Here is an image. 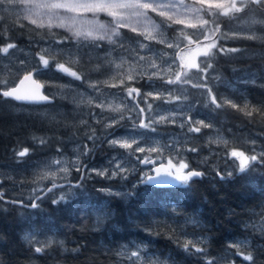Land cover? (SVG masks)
Instances as JSON below:
<instances>
[{
	"label": "trees",
	"instance_id": "obj_1",
	"mask_svg": "<svg viewBox=\"0 0 264 264\" xmlns=\"http://www.w3.org/2000/svg\"><path fill=\"white\" fill-rule=\"evenodd\" d=\"M249 6L241 13H230L217 21L220 25L223 23V33L231 37L233 32L229 27L233 19H259L261 24L256 29L263 36L254 40L238 36L219 40L220 47L244 50L231 55L218 53L213 57V70L225 79L226 85L211 84L208 88L222 107L217 108L211 100L205 103L203 93L195 95L198 97L197 119L220 128L227 135L240 136L246 144V153L251 152L248 146L264 149V7ZM158 21L169 31V41L175 40L177 29ZM125 35L131 37L129 33ZM65 39L60 30L38 29L0 12V46L15 43L13 50L25 54ZM149 43L171 57L184 48L173 50L162 43ZM49 58L52 64L63 62L57 56ZM34 78L43 85V93L50 97L55 86L65 79L72 80L49 67ZM17 80L8 79L7 86L0 85V92L14 86ZM143 84L133 82L136 87ZM67 96V93L65 96L57 94L51 104H19L0 96V192L4 194L0 200L2 264H130L117 253L127 247L130 256L136 246L147 249L150 255L155 253L164 264H206L205 259H197L200 254L185 253L176 244L177 238L181 244L185 239L202 238L209 257L226 258L221 259V264H252L243 258L248 251H253L255 264H264V235L244 227L245 223L264 227V164L257 162H250V170L232 171L228 176L229 172L212 169L208 163L211 160L205 164L190 160L191 168L205 172V176L194 179L190 187L182 191H176L173 185L141 184V178L136 175L128 179H106L90 174L79 181L73 173L56 183L64 184L63 191H68L69 183L80 182L81 188L72 189L75 195L54 205L52 199L61 192L56 189L38 201L39 208H31L34 196L29 192L34 187L30 185L34 184L18 181L16 173L42 159L69 155L73 147L82 143L90 144L86 129L71 120ZM225 100H231L238 107L224 104ZM248 111L252 112L251 116L246 115ZM94 130L99 134L98 127ZM201 132L205 129L201 128ZM39 138L46 139L47 143L40 144ZM96 143L98 147L93 149L92 146L93 150L81 164L89 171L103 161L101 155L106 150L99 146L100 141ZM24 148L29 149L28 155L18 157L16 153ZM237 148L243 149L241 145ZM217 171L225 176L223 180L216 175ZM51 185L45 182L42 187ZM107 188L131 195L116 196L101 191ZM12 201H23V204ZM98 217L106 219L98 222ZM189 218L198 219L200 226L188 223ZM28 233L34 234L32 245L24 239ZM48 240L60 243L46 248L42 254L35 253L34 247L39 246L36 242L43 244ZM237 242L243 254H237L236 247L229 248V244Z\"/></svg>",
	"mask_w": 264,
	"mask_h": 264
},
{
	"label": "rangeland",
	"instance_id": "obj_2",
	"mask_svg": "<svg viewBox=\"0 0 264 264\" xmlns=\"http://www.w3.org/2000/svg\"><path fill=\"white\" fill-rule=\"evenodd\" d=\"M36 2L42 3H51L53 0H36ZM180 0H176V3H179ZM213 3H224L225 7L228 6L229 0H212ZM185 4H194L195 0H184ZM237 4L239 6L240 0H237ZM195 7L200 8H207L208 4L200 5L195 4ZM213 11L217 12L216 20L219 21L220 18L227 17L219 15V12L223 11V9ZM0 12L3 14L16 18L26 23L37 27L36 25L30 23V19H36L39 22H43L45 25L49 23L48 20V10L47 9H35V15L25 18L24 14V5L20 3H16L13 7L9 8L7 6L0 8ZM174 14H176V19L183 21L179 24H172L171 28H174L177 31L179 29L184 30V34L188 36L187 39L183 38L181 33H177L175 38H181L183 43L181 46H186L187 50H181L178 54H175V57L171 55L165 56L164 52L160 50L158 47L150 44L149 42L158 43L157 40L159 39H168L170 40V33L169 31L159 23L158 20L168 24L171 21H164L157 13L151 12L149 13L150 17L152 18V23L150 25L151 35L155 37V39L147 40L144 38L143 35L138 36L136 33L130 31L128 28H121L119 31L124 39L125 45H129V42L140 40L144 44L148 45L151 51L140 50L138 46H136V51L134 53L124 52L118 45L110 44L107 40L99 41L101 47L94 49L91 45L90 41L79 40L74 36V31H69L67 27H52L51 29L60 30L64 34L65 39L63 43H54L52 45H46L39 47L37 50L32 52H27L25 54L21 53L20 51H14L13 49L10 50L9 54L5 55L0 53V85L7 86L4 81H8L10 78H20L25 73L30 72L34 69V66L41 67L40 62V55H44V58L49 60V68L51 71L57 70L58 63L52 64L51 58L52 56L59 57L60 60H63V64L67 67L72 69L78 68L81 71L77 72L81 74L83 79L76 80L72 77V80L65 79L64 82L59 83L53 90H51V97L54 98L57 94L65 96L67 93L68 100L71 105V111L69 109V115L71 116V120H75L76 124L84 127L88 134H91V131L98 127L100 132L96 134L97 136H102L104 132V124L109 123V117L116 116L118 117L120 113L114 111V109L124 110L125 119L120 121V126L116 128V135L117 136H125L127 135H136L137 132L142 133L143 135L137 136L139 146L148 148L149 146H156V145H168L170 142L175 143L179 141L178 147L180 148V155L177 156L175 160H173L174 164H178L180 159H183L186 163L191 165L190 160L194 162H199L201 164H205L207 161L210 163L212 169L220 170L224 172H232V171H239L240 165V158L232 157V151L243 152L245 156L250 157L253 154L260 153L264 151V149L260 148H253L247 147L250 153H246L244 149L246 148V144L243 143L242 138L240 136H231L225 134L224 131H220V128L217 127H207L210 129V133L207 135L205 132H190L188 129L193 126H199L194 123H187L188 117L191 116L193 122L198 121V117H196V112L199 111L197 108V98L196 96L203 93V101L208 103L211 99L208 95L207 88H196L193 87V83H207V86H210L211 83L208 81L200 80V76L202 73L198 72L195 68L190 70V82L188 84L180 85H168L165 84L164 81L167 79H175V71L179 68L180 64L183 63L185 66L195 62L200 64L202 60L205 58L201 55V53L205 50V45L209 43V41L204 40L203 35L199 36V43H197V36L196 34L201 31L199 21L193 18V14L190 12H186L185 9L181 8L178 11L174 10ZM205 19H212L208 16L207 13H203ZM111 18L105 16L104 14L100 15L101 21H109ZM53 23H56L53 21ZM195 24L197 27H190L189 25ZM261 22L259 19L253 18H246V19H233L232 24L230 25V32H233L238 37H246L248 35H253L259 37L261 31L257 30L256 27L259 26ZM160 25V28L156 26ZM141 31H144L143 26H138ZM208 27L204 30H207ZM45 29H49L48 27H43ZM125 33H129L131 37L125 35ZM232 33V34H233ZM137 37V38H135ZM260 39L263 36L259 37ZM189 39L192 40V43L189 44ZM254 40V39H251ZM172 41V40H171ZM196 41V42H195ZM130 46V45H129ZM173 50H178L176 48H171ZM46 50V51H42ZM144 56V61H138V56ZM99 58V59H98ZM171 58H175V64L170 69L169 64L171 63ZM21 61H24L21 64ZM51 61V62H50ZM155 61L158 68L153 69L149 67L150 63ZM122 65L121 68H117L116 65ZM206 66V65H204ZM73 67V68H72ZM42 68V67H41ZM100 68V71L96 69ZM185 70H188L185 68ZM46 71V69H45ZM159 71L161 76H153L151 83L148 80V75L154 72ZM140 73H144L143 77L140 78ZM128 75H136L138 78L136 80H128ZM162 77V78H161ZM124 80V84H120V80ZM96 81H107V83H101L97 85L101 89V92L93 91L90 87V84L95 83ZM133 82H143L142 87H136L133 85ZM111 84H116L117 87H111ZM156 85V91H163V89H179L178 92H174L173 95H181L186 96L187 99L181 101H176L174 103H165V100L168 99V92H164V98L160 100L153 99V97L148 96L147 100L148 103H151L155 106H159L156 108L157 112H161L164 115H169L168 112L163 110L165 109H185L188 108L190 105L191 107L183 111L182 115H178L176 118L175 123H155L152 127L155 129H140L139 121L140 119H144L145 123H148V113L146 112L144 116L139 117L136 119V130H133V121L127 119V111L126 105L133 104V100L128 97L127 95V88H138L141 92V96L144 97L148 92L154 91L152 85ZM10 88V87H9ZM192 93V94H191ZM135 96V94H133ZM195 97H194V96ZM95 97L96 99L93 100L92 104H88L87 101L89 98ZM56 98V97H55ZM139 99L140 107L147 108V105L144 103V100L141 98ZM83 100V102H81ZM191 100V103L189 102ZM103 101V106L96 107V104ZM138 111V110H137ZM97 114V118L93 119L92 114ZM152 118L157 119L158 117L155 113H152ZM87 121V124H82L81 121ZM98 120L102 122H98ZM184 123V127L182 128L180 125ZM206 123V122H204ZM91 127H88V126ZM202 129H206L205 127H201ZM111 131V129H109ZM230 132V131H229ZM204 135V136H203ZM203 136V141L209 143V145L202 146L199 141L200 137ZM188 137V138H187ZM187 138V139H186ZM186 142V143H184ZM189 143H191L189 145ZM87 143H82L80 146H76L72 148V152L69 155H59L56 157H50L46 159H42L37 161L36 163L32 164L29 167L21 168L17 174L18 181L21 182H28L33 183L34 186L32 190H30L29 195L31 192H34L37 188H43L42 185L45 182L53 183V178L49 176L48 178H42L45 176L46 173L51 171L56 172L55 182L62 181L69 178L73 173L76 174L81 180V172L76 171L75 167H72V162L76 159L77 154L83 150V146ZM185 144V145H184ZM255 144V143H254ZM88 148H92V141L90 144H87ZM235 145V147H234ZM241 145L243 149L237 148V146ZM248 145V144H247ZM102 148H105V153L102 154V162H98L97 167L94 169L103 170L109 167V162L112 161L113 157H117L118 159L123 157V162L125 163V167L129 169L127 172V179L130 176H138L142 178L143 173H147L148 175H155V172L152 171L153 165H145L138 162L144 159L146 156H150L153 160H155V165L157 167L163 163L165 166L168 163V159L175 155V151H168L165 150L162 156H160L157 152H144L139 153L135 152L131 157L128 155V151L125 149L116 147H110L106 142L100 144ZM230 146V147H229ZM136 145H133V149ZM191 147H196V152L188 151L187 149ZM216 147V149H214ZM211 152V153H210ZM90 153V152H89ZM103 153V152H102ZM87 156V155H86ZM86 156H81L80 161L81 164L85 160ZM160 156L159 159L157 157ZM57 159H63L65 161L62 165H55L52 162ZM206 161V162H205ZM251 162V161H250ZM249 162V163H250ZM60 167H68L69 174L66 178H62L65 176L63 172L59 171ZM86 167V166H85ZM111 167H115V163L111 165ZM192 167V166H190ZM89 174L96 175L94 172L88 171L87 176ZM91 176V175H90ZM98 176V175H97ZM115 179H120V177H116Z\"/></svg>",
	"mask_w": 264,
	"mask_h": 264
},
{
	"label": "snow or ice",
	"instance_id": "obj_3",
	"mask_svg": "<svg viewBox=\"0 0 264 264\" xmlns=\"http://www.w3.org/2000/svg\"><path fill=\"white\" fill-rule=\"evenodd\" d=\"M16 3H20L24 5V14L25 18H29L36 13L34 12L35 9H47L48 10V20L49 23L45 25L42 21L38 23L36 19H30V23L36 25L39 28L48 27L51 30L52 27H67L69 31H74V36L79 40L90 41L91 45L94 49L100 48L101 45L99 41L107 40L110 44L118 45L124 52L134 53L136 51V46L139 47L140 50L151 51L148 45L144 44L140 40H136L134 42L130 41L129 45H125L124 39L119 31L121 28H128L130 31L136 33L138 36L143 35L145 39L151 40L155 39L151 35L150 25L152 23V18L150 17L149 13L155 12L164 21H171V23L167 24L168 28L172 27V24H179L183 21L176 19V14H174V10H179L181 8L185 9L186 12H190L193 14V18L199 21L201 31L196 34L197 36V43H199V36L202 34L204 40L209 41L204 47L205 50L201 53V55L205 58L197 64L192 62L188 65H184L183 63L180 64L179 68L175 71V79H167L164 81L165 84L174 85V84H188L190 82V70L195 68L198 72L202 73L200 76V80L206 81L208 79L209 70L213 69L214 64L212 62L213 57L216 56L218 53L221 55H231L236 53H242L244 50L236 47H220L219 40L224 38H237L236 34L233 33L231 37L226 36L220 27V24L217 23L216 17L217 12L213 11V9L223 11L219 12V15L222 16H229L230 13H241L244 11L245 8L249 7V5H257L264 7V0H240V4L238 6L237 0H229L228 6L225 7L224 3H213L212 0H195L194 4H185L184 0H180L179 3H176V0H53L51 3H42L36 2V0H0V8L5 6L11 8ZM208 4L207 8H197L195 4ZM203 13H207L209 17L212 19H205ZM104 14L111 19L107 22L100 20V15ZM55 21L56 23H53ZM138 26H143L144 31H141ZM190 27H197V25L192 24L189 25ZM208 27L207 30H204ZM23 27V25H21ZM160 28V25L156 26ZM183 38L187 39L188 36L184 34L183 29L178 30ZM246 39H259V37L253 35H248L244 37ZM67 39V38H66ZM57 43H63L61 40H57ZM158 43L165 44L168 48H176L181 49V45L183 40L181 38H176L173 41H169L168 39H159L157 40ZM192 43V40L189 39V44ZM15 43H7L6 45L0 46V53L5 55L9 54L11 49L16 48ZM183 50H187L186 46ZM46 51V50H42ZM165 56H168V53H164ZM99 59V58H98ZM144 56H138V61H144ZM40 62L43 65V68L36 66L34 67L33 71L27 72L20 80V86L24 85L25 81L32 79L33 76L41 74L45 69L49 66V60L44 58V55H40ZM24 61H21L23 64ZM175 64V58H171V63L169 64V68L171 69ZM206 65V66H204ZM122 65L117 64V68H121ZM58 69L63 71L66 75L73 77L76 80L83 79L81 74H78L76 71H71L69 68L65 67L64 64H58ZM149 67L156 69L158 68L155 61L151 62ZM187 68L188 70H185ZM100 71V68L96 69ZM144 73H140V78H142ZM153 76H161L159 71L151 73L148 75V80L151 83ZM138 77L136 75H128V80H136ZM162 78V77H161ZM218 78V77H217ZM5 85H7V81H4ZM32 83L35 85L36 91L30 93H21L20 86L17 87H10L8 90H4L0 92V96L7 99H12L17 102H30V103H39V102H50V98L47 95L42 94L39 89L43 87L40 83L36 80H32ZM101 83H107V81L101 82L96 81L95 83L90 84V87L93 91L101 92V89L97 87V85ZM120 84H124V80H120ZM111 87H117L116 84H111ZM193 87L196 88H207L208 95L211 97V103L214 104L217 108L222 107L221 103L217 101L216 96L213 94L212 89L208 88L207 83H193ZM154 91L148 92L146 96L142 97L141 92L138 88H127V95L131 98L134 102L131 105H126L127 111V119L133 121V130H136L135 121L147 112L149 115L147 117L148 123L144 122V119H140L139 121V128L140 129H155L152 127L155 123H175L176 118L178 115H182L183 111L188 110L191 106L189 105L188 108L183 110L178 108L173 109H165L163 111L168 112L169 115H164L161 112H157L156 108L159 106H155L151 103H148L147 97L151 96L153 99L160 100L164 98V92H168V99L165 100V103H174L176 101L186 100V96L181 95H173L174 92H178L179 89H163V91H156V85H152ZM135 94V96L133 95ZM141 98L144 100V103L147 105V108L140 107L139 99ZM96 99L95 97L89 98L87 103L90 105L92 104L93 100ZM83 102V100L81 101ZM224 104L230 105L233 108H237L238 105L233 103L231 100H225ZM103 106V101L96 104V107ZM138 110V111H137ZM114 111L120 113L118 117L113 116L109 117V123L104 124V132L102 136H97L95 130L91 131V134L87 136L89 141L93 143V149L98 147L97 141L100 143H107L112 148H122L128 151L129 157H131L135 152L144 153V152H157L160 156L163 155L165 150L168 151H175V155H172L168 159V163L165 166L163 163L160 164L159 167L155 165V160H153L150 156L144 157V159H138L139 163L145 165H153L152 171L155 172V175H148L147 173L142 174V178L139 181L141 184L146 185H173L176 188V191L187 190L190 187L191 182L196 178H202L205 176V172L196 170L191 168L188 163H186L183 159L178 161V164H174L173 160L180 155V148L178 147L179 141L175 143L170 142L168 145H156V146H149L147 149L144 147L139 146V142L137 136L143 135L142 133L137 132L136 135H125V136H117L116 135V128L120 126V121L125 119L124 110L114 109ZM256 111H260L257 109ZM152 113L158 117L157 119L152 118ZM246 115L251 116L252 112L248 111ZM93 119L97 118V114H92ZM98 122H102L98 120ZM82 124H87V121L82 120ZM187 123H194L199 126L190 127L188 130L190 132H200L201 127H211L210 124L204 123L203 120H198L193 122L192 117L189 116ZM182 128L185 126L184 123L180 125ZM88 127H91L90 125ZM111 129V131H109ZM34 139H36L34 137ZM40 144L47 143V140L44 138H39ZM133 145L136 147L133 149ZM93 149H89L88 145L85 144L83 146V150L80 151L76 159L72 162V167H75L76 171L81 172V180L86 178V175L89 171L85 166L81 165L80 157L86 156L91 152ZM191 152H196V147H191L187 149ZM57 151L59 152L60 149L58 148ZM29 149L24 148L22 151L16 153L18 157H24L28 155ZM157 157V159L160 158ZM232 157L240 158V165L239 171L245 172L246 170H250V161L257 162L260 164H264V151L253 154L250 157L245 156L243 152L232 151ZM206 162V161H205ZM53 164L59 166L65 163L63 159H57L52 162ZM115 163V167H111V165ZM60 172L65 174L64 177L69 174L68 167H60ZM91 172H94L96 175L106 178V179H114L116 177H120V179H127V172L129 169L125 167V163L123 162V157L118 159L117 157H113L112 161L109 162V167L103 170L99 169H91ZM216 175L220 177V179H224L225 176L217 171ZM228 176H231L232 173H227ZM51 176L53 178V183L51 187L46 188H37L34 190V198L30 203V207L33 209H37L40 207L38 201L44 199L48 193L54 192L56 189H61V192L57 198L52 199V204H59L62 201L67 200L70 196L75 195V192H72L73 188H81L82 184L80 182H76L75 184L69 183L68 184V191H63L65 188L64 184H58L55 182L56 172L51 171L46 173L42 178H48ZM135 187V185H134ZM101 191L107 192L109 195H116V196H129L131 193L126 192H113L111 188L101 189ZM4 198L3 192H0V200ZM12 203H20L23 204V201H12ZM106 219V217H98V222ZM188 223H191L194 227H199L200 222L198 219L189 218ZM244 227L247 229L251 227L254 231H260L261 235H264V227L257 228L255 223H245ZM33 233H28L25 235L24 239L29 243V245L33 244ZM181 235H187L186 233H181ZM176 244L183 248V251L188 255H196L197 259H205L206 264H221V259L226 258H211L208 256V249L203 245V239L197 238L193 240L185 239L181 244L179 238L176 239ZM39 246L34 247L35 253L42 254L45 252L46 248H50L53 244H59L60 242L54 240H48L43 244H40L39 241L36 242ZM236 247L238 249L237 254H243L239 251L240 244L237 242L236 244H229V248ZM194 249V251H193ZM73 251L78 252L79 249H74ZM120 257H126L130 264H164L155 253L149 254L147 249L141 248L140 246H136L135 251H131L130 256L128 255V248L125 247L123 250L117 253ZM244 260L252 262L255 264V256L253 251H248L247 254L243 255ZM169 261L172 260L171 257L167 258ZM2 264V262H0Z\"/></svg>",
	"mask_w": 264,
	"mask_h": 264
},
{
	"label": "water",
	"instance_id": "obj_4",
	"mask_svg": "<svg viewBox=\"0 0 264 264\" xmlns=\"http://www.w3.org/2000/svg\"><path fill=\"white\" fill-rule=\"evenodd\" d=\"M65 65V64H64ZM65 67H67L66 65H65ZM67 68H69V67H67ZM70 69V68H69ZM71 71H73L72 69H70ZM57 71L59 72V73H61L62 75H65V76H68V77H71V76H69V75H66L63 71H61V70H59L58 69V67H57ZM31 72V71H30ZM25 74H27V73H25ZM24 74V75H25ZM23 75V76H24ZM23 76H21L18 80H17V82H16V84L14 85V86H12V87H17V86H20V80L23 78ZM32 80H35V78H34V76L32 77V79H30V80H28V81H25V83H24V85H22V86H20V91H21V93L23 94V93H30V92H34V91H36V89H35V85L32 83ZM37 81V80H36ZM38 82V81H37ZM39 83V82H38ZM8 90V89H7ZM39 91L42 93V94H44L43 93V87L41 88V89H39ZM45 95V94H44ZM50 98V102H39V103H30V102H17V101H15V100H12V99H10V100H12V101H14V102H16V103H19V104H51V103H53V98H51V97H49ZM19 205H20V203H18Z\"/></svg>",
	"mask_w": 264,
	"mask_h": 264
},
{
	"label": "flooded vegetation",
	"instance_id": "obj_5",
	"mask_svg": "<svg viewBox=\"0 0 264 264\" xmlns=\"http://www.w3.org/2000/svg\"><path fill=\"white\" fill-rule=\"evenodd\" d=\"M250 7V6H249ZM249 7L245 8V10L249 9ZM229 18H232V17H229ZM223 24V23H222ZM222 24L220 25V27L222 28ZM223 32V30H222ZM46 59V58H45ZM48 60V59H47ZM61 63H64V62H60L58 64H61ZM56 64V65H58ZM42 68H43V65L41 64L40 65ZM35 67V66H34ZM33 71V70H32ZM218 77V78H217ZM208 81L211 83V84H218L219 86H222V85H226V81L225 79L220 75L218 74L217 72H215L213 69L209 70V74H208ZM190 102V101H189ZM191 103V102H190ZM210 129H205V133L206 134V139H207V135L210 133ZM204 136V135H203ZM203 136L200 137V141L199 143L202 145V146H205V145H209V143H206L203 141ZM188 138V137H187ZM186 138V139H187ZM186 143V142H184ZM191 143H189L190 145ZM185 145V144H184ZM90 175V174H89Z\"/></svg>",
	"mask_w": 264,
	"mask_h": 264
}]
</instances>
